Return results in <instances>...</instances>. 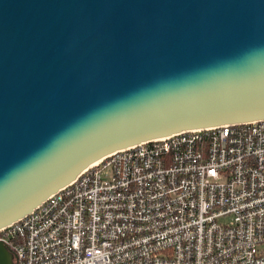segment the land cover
Instances as JSON below:
<instances>
[{
	"label": "water",
	"instance_id": "water-1",
	"mask_svg": "<svg viewBox=\"0 0 264 264\" xmlns=\"http://www.w3.org/2000/svg\"><path fill=\"white\" fill-rule=\"evenodd\" d=\"M263 119L264 0H0V229L117 150Z\"/></svg>",
	"mask_w": 264,
	"mask_h": 264
},
{
	"label": "built area",
	"instance_id": "built-area-1",
	"mask_svg": "<svg viewBox=\"0 0 264 264\" xmlns=\"http://www.w3.org/2000/svg\"><path fill=\"white\" fill-rule=\"evenodd\" d=\"M0 241L14 264H264V119L117 150Z\"/></svg>",
	"mask_w": 264,
	"mask_h": 264
},
{
	"label": "rangeland",
	"instance_id": "rangeland-1",
	"mask_svg": "<svg viewBox=\"0 0 264 264\" xmlns=\"http://www.w3.org/2000/svg\"><path fill=\"white\" fill-rule=\"evenodd\" d=\"M264 248V247H263Z\"/></svg>",
	"mask_w": 264,
	"mask_h": 264
}]
</instances>
